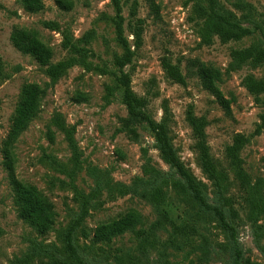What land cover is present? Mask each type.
Listing matches in <instances>:
<instances>
[{
    "label": "rangeland",
    "instance_id": "obj_1",
    "mask_svg": "<svg viewBox=\"0 0 264 264\" xmlns=\"http://www.w3.org/2000/svg\"><path fill=\"white\" fill-rule=\"evenodd\" d=\"M71 1L72 7L63 9L57 0H42L40 10L29 11L20 0H0V264H80L69 257L60 234L83 209L85 216L74 243L88 264H234L237 255L240 264H264V131L240 152L249 187L239 184L225 157L232 137L249 135L264 111V93L256 102L242 84L246 74L264 79V63L234 69L229 55L233 48L264 46V0H216L219 12H232L252 32L226 43L214 37L209 45L201 44L199 37L202 19L197 8L207 6L205 0H121L124 35L131 47L133 22L136 18L143 21L142 45L123 67L130 73L131 88L147 98L145 110L153 119L166 117L180 161L202 184L206 201L225 211L233 237L212 210L203 209L190 194L179 193L168 183L163 185L162 207L182 227L181 232L174 233L169 225L158 229L155 245L144 252L139 247L143 233L125 232L101 241L93 238L97 225L130 211L141 214L147 229L157 218L147 199L150 189L160 184L162 176L180 178L161 159L144 123L129 118L119 92L105 96L106 86L115 83L113 76L80 64L47 89L39 112L12 144L17 178L35 186L51 202L54 223L48 232L38 233L19 217L3 163V141L22 86L42 85L48 77L44 67L12 44V30L34 31L52 50V62L69 55L62 47L65 37L93 53L87 57L89 62L108 70L117 71L113 57L123 52L116 39L111 0ZM86 33L88 42L78 41ZM164 56L184 74L189 59L217 68L221 74L218 88L229 100V110L196 75L186 74L184 84L167 78L161 66ZM188 111L206 122V142L217 168L227 177L224 196L236 216L216 198L201 167L196 138L186 120ZM55 119L64 124L71 142ZM118 186H127L129 191L120 195Z\"/></svg>",
    "mask_w": 264,
    "mask_h": 264
},
{
    "label": "trees",
    "instance_id": "obj_2",
    "mask_svg": "<svg viewBox=\"0 0 264 264\" xmlns=\"http://www.w3.org/2000/svg\"><path fill=\"white\" fill-rule=\"evenodd\" d=\"M205 1L207 6L199 5L197 8L202 19L199 29L201 44H211L214 37H217L221 43L239 40L252 32L249 27L238 23L232 12H219L217 10L216 0ZM20 2L23 7L29 11L40 10L43 6L42 0H20ZM111 2L116 12L113 18L116 39L123 49L122 54H115L113 57L112 64L117 71L108 70L104 66L93 65L87 59V57L93 53L89 52L86 47L71 41L68 37L63 39L62 47L67 50L69 55L64 59L52 62V50L39 39L34 31L16 27L11 32L10 39L12 44L20 52L32 56L40 66L44 67V72L48 77V81L42 85L39 83H26L22 86L12 116L10 130L3 141V163L8 172V178L13 189L14 201L17 205L19 217L38 233L48 232L54 223L55 212L51 202L45 198L35 186L24 183L17 178L15 174V158L12 152V144L16 137L27 128L31 119L39 112L41 100L46 95L47 89L54 85L70 67L80 64L86 70H96L99 73L111 74L113 76L115 83L113 86H106L105 96H113L115 91L119 92L121 103L125 106L129 118L144 123L145 127L152 133L154 146L158 150L161 159L170 169H173L174 174L178 175L180 178L177 179L172 176L168 179L162 176L159 179L160 184H154L150 189L147 199L157 211V218L149 224L147 229L143 228L144 220L141 214L136 211H130L115 220L97 225L93 230V238L101 241L109 240L125 232H134L136 234L143 233L144 236L139 247L142 252H144L147 247H153L155 245V232L158 229L169 225L174 233L181 232L182 227L178 226L162 207L165 201L163 185L168 183H170L177 192L190 194L196 203L203 209L212 210L219 224L224 229L230 230L233 237L234 233L232 227L225 219V211L221 207L210 205L206 201L202 184L194 179L193 175L180 161L168 135L166 117L164 116L160 121L153 119L145 110L147 98L136 94L131 88L130 73L124 71L123 67L131 63L136 50L142 45L143 21L141 18H136L133 22L134 24L131 31L133 44L131 47L128 39L124 35L121 0H111ZM57 4L63 9H70L72 7L71 0H57ZM132 14L135 15V12L132 11ZM46 24L51 26L54 25L51 22H46ZM88 39L89 34L86 33L83 38L78 39V41L82 40L87 43ZM229 55L231 59V68L239 69L244 64L257 67L264 63V46L250 44L243 48H233L230 50ZM161 66L166 77L175 83L184 84L186 74L192 73L196 75L201 85L212 92L219 103L227 111L229 110V100L223 97L218 88L217 83L221 78V74L217 68L203 64L197 59H189L187 66L188 71L184 74L180 67L177 64H173L166 56L162 57ZM242 84L253 96L254 100L260 102L259 97L264 93V79L256 78L252 74H246L242 79ZM186 120L196 138L195 148L199 154L201 167L207 179L211 181L215 188L216 198L227 204L232 215L236 216V212L231 207L230 199L224 196L227 187V177L217 168L206 142V135L204 132L206 122L204 118L196 117L191 111H188ZM55 124L58 128L67 132L68 139L71 142L72 137L64 124L58 119H55ZM262 131H264V111L260 115L259 122L249 135L236 133L232 137L231 143L225 147V157L234 177L242 187H249L250 180L243 167V159L240 152L253 136L261 134ZM128 191L129 187L118 186V194L124 195ZM84 216L85 209L82 210L81 214L73 217L69 225L61 231L60 234L65 251L68 253L69 257L80 264L88 263L80 257L74 243V235ZM118 259L122 258L118 257ZM129 260L133 262L131 259ZM239 260V256L237 255L234 264H240Z\"/></svg>",
    "mask_w": 264,
    "mask_h": 264
}]
</instances>
